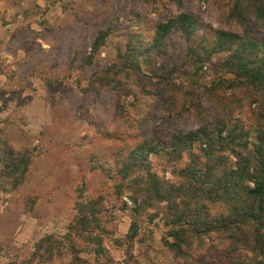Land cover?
Listing matches in <instances>:
<instances>
[{"label":"rangeland","instance_id":"374dc122","mask_svg":"<svg viewBox=\"0 0 264 264\" xmlns=\"http://www.w3.org/2000/svg\"><path fill=\"white\" fill-rule=\"evenodd\" d=\"M229 8V0H0V264H36L35 245L46 236L61 240L63 256L52 264L70 263L71 243L84 264L235 259L222 243H207L187 262L174 258L164 242L165 205L147 207L130 189L143 168L126 180L119 175L122 163L146 140L164 147L170 134L197 128L193 115L178 116V103L167 112L163 98L173 85L191 87L182 75L191 71L188 47L210 46L217 30L243 34V27L227 19ZM180 13L197 19L193 35L170 33L160 55L146 54L156 25ZM247 28L253 39L263 38L251 17ZM99 31L108 34L93 53ZM129 47L141 72L129 78L107 75ZM223 56L212 58L209 73ZM214 116L210 108L206 117ZM235 116L246 126L253 122L246 106ZM8 160L20 170L26 165L23 174L7 176ZM149 161L160 179L178 181L173 170L183 161L162 156ZM124 198L136 200L134 207H126ZM81 206L95 211L94 235L102 240L103 257L83 238L63 239Z\"/></svg>","mask_w":264,"mask_h":264},{"label":"trees","instance_id":"16d2710c","mask_svg":"<svg viewBox=\"0 0 264 264\" xmlns=\"http://www.w3.org/2000/svg\"><path fill=\"white\" fill-rule=\"evenodd\" d=\"M229 1L227 19L243 27V34L217 30L210 46L200 43L188 47L185 58L191 71L182 75L191 79V87L173 85L163 98L167 112L171 113L178 103V116L193 115L197 128L170 134L164 147L154 138L146 140L122 163L119 175L126 180L143 168L142 174H136L130 182V189L147 207L165 205L164 242L174 258L187 262L192 252L207 243H222L235 257L230 264H264V36L257 41L247 28L251 17L264 34V0ZM196 28L197 19L188 13L170 17L156 25L145 53L160 55L170 33L178 32L188 39ZM107 34L98 32L93 53L103 45ZM134 52L129 47L125 56L118 55L106 74L129 78L132 72H141ZM221 54L224 56L216 69L209 73L212 58ZM245 106L253 118L249 126L235 116ZM210 108L213 119L206 117ZM150 156L179 164L183 161L173 170L178 181L160 179L151 170ZM9 160L7 176L20 170ZM88 211L79 208L63 239L83 238L95 246L96 256L103 257L102 240L94 235L95 211L91 206ZM128 236L130 240L135 238V225L129 228ZM68 250L69 264H84L72 243ZM62 256L61 240L52 236L35 245L36 264H52Z\"/></svg>","mask_w":264,"mask_h":264},{"label":"built area","instance_id":"2783aa9c","mask_svg":"<svg viewBox=\"0 0 264 264\" xmlns=\"http://www.w3.org/2000/svg\"><path fill=\"white\" fill-rule=\"evenodd\" d=\"M123 200H124L126 207H128V208L134 207V203L131 200H129L128 198H124Z\"/></svg>","mask_w":264,"mask_h":264}]
</instances>
